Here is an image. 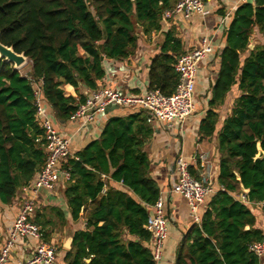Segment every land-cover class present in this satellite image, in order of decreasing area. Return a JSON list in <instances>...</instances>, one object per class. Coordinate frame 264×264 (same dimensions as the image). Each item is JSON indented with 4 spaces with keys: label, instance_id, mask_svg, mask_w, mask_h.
Returning a JSON list of instances; mask_svg holds the SVG:
<instances>
[{
    "label": "trees",
    "instance_id": "trees-1",
    "mask_svg": "<svg viewBox=\"0 0 264 264\" xmlns=\"http://www.w3.org/2000/svg\"><path fill=\"white\" fill-rule=\"evenodd\" d=\"M177 1L0 0V43L27 58L31 78L42 81L45 104L55 119L66 122L85 100L80 86L103 87L99 83L105 76V62L133 56L140 36L159 32L164 11ZM255 29L264 37V0L238 6L224 33L220 67L200 131L212 135L218 119L214 110L236 86L239 95L218 132L215 184L225 191L210 198L200 224L188 230L176 264H260L248 247L263 239L262 231L254 227L249 204L234 196L241 184L248 190L247 201L261 203L264 210V154L256 157L258 144L264 153V44L249 49ZM180 48L173 29H168L149 65V90L174 92ZM244 52L248 54L242 58ZM151 135L141 111L112 117L98 139L66 161L70 180L63 195L71 220L77 221L81 213L86 217L84 229L71 234L66 264H154L151 236L145 230L148 207L159 197L144 151ZM43 145L31 81L0 58L1 204H10L40 170ZM103 175L122 189L109 186ZM41 211L55 218V223L50 217L41 222L37 210L32 218L48 242L51 231L60 230L65 221L57 208ZM47 226L51 231L45 232Z\"/></svg>",
    "mask_w": 264,
    "mask_h": 264
},
{
    "label": "crops",
    "instance_id": "crops-1",
    "mask_svg": "<svg viewBox=\"0 0 264 264\" xmlns=\"http://www.w3.org/2000/svg\"><path fill=\"white\" fill-rule=\"evenodd\" d=\"M204 3L205 14H193L188 20L163 19L162 29L159 32H153L150 36H140L138 48L133 56L123 60H107L105 62V76L99 83L100 86L110 87L124 95L145 96L149 91L147 79L151 59L160 52L164 33L168 29H173L175 37L181 43L180 54L177 57L196 48L203 37H208L214 47V54L205 57L197 65L194 90L195 112L184 122L174 123L172 126L163 123H147L152 129V135L144 148L150 163L149 175L157 184L159 197L163 198L164 212L167 218V238L163 243L161 259L158 264H176L180 247L184 245L186 233L194 224H200V221L199 223L192 221L187 201L178 194L169 193L177 183L174 170L175 160L182 155L188 162L189 171L191 175H194H192L193 177L201 179L202 175L206 174L214 184L216 183L220 158L217 149L218 132L223 125V121L230 114L234 99L239 95L237 87H232L226 95L224 104L214 110L218 115V119L212 135L207 136L200 131V124L209 110L207 103L211 97L210 88L220 67L219 54L225 46L224 33L236 8L242 4L238 0H204ZM249 44L252 45V48L264 44V37L259 34L257 29L253 32ZM247 54V52H244L241 57L244 58ZM79 91L86 96L90 90L80 86ZM45 110L51 117L55 129L70 138V155L68 159L75 158L76 152L84 148L89 142L98 139L102 128L110 118L123 117L139 111L109 107L103 114L97 116L92 124L82 127L80 124L69 120L62 122L55 119L53 111L47 104H45ZM143 113L146 117L145 112ZM102 178L109 186L122 189L120 183H112L109 177L105 175ZM65 185V182L61 181L54 190L40 189L36 194L30 191L22 192L20 188L17 196L10 204L0 203V245L5 241L8 229L18 214L23 199L34 197L37 204L36 210L41 214L39 217L41 222H45V219L48 220L47 218L50 217L55 223L53 213L45 216L41 211L43 208L53 207L63 213L64 226L55 231H51L50 227L47 226L45 232L51 231L48 243L55 245L57 251L55 264H66L64 254L68 250L66 245L69 246L67 240L71 239L73 232L84 229L86 217L81 213V217L77 221L73 222L71 220L66 199L63 195ZM106 188V185H104L102 193L105 192ZM240 194L247 195L242 193L239 186L235 192V198L238 199L237 195ZM209 200L210 198L198 210L200 220ZM243 204H249L248 206L256 220L254 227L261 230L264 235L262 204H252L248 201ZM152 213L153 209L150 206L148 207V214ZM247 229L249 227H246ZM37 245L38 241L33 238L19 239L12 252L13 259L21 262L26 261L33 254ZM258 259L260 264H264V256Z\"/></svg>",
    "mask_w": 264,
    "mask_h": 264
},
{
    "label": "built area",
    "instance_id": "built-area-1",
    "mask_svg": "<svg viewBox=\"0 0 264 264\" xmlns=\"http://www.w3.org/2000/svg\"><path fill=\"white\" fill-rule=\"evenodd\" d=\"M238 1L245 3L254 0ZM193 14H205L204 0H178L171 9L164 11L163 19L188 20ZM213 54L214 47L211 40L208 37H203L196 48L181 55L174 64L178 83L172 94L165 95L157 90H149L145 96L124 95L110 87L103 86L87 93L84 102L78 105L69 121L87 127L109 107H119L145 112L146 122L149 124L163 123L172 126L174 123L184 122L196 109L194 90L197 65L205 57ZM29 79L33 86L35 118L42 130V139L44 140L45 160L33 180L23 186L21 191H30L36 194L40 189L54 190L61 181L70 180L69 170L65 168L66 160L70 155V138L55 129L51 117L45 110L42 81ZM174 170L177 183L169 193L182 196L187 201L192 221L199 223V208L217 191H225L224 187L216 186L206 174L202 175L199 180L193 177L189 171L188 162L182 155L176 158ZM237 196L238 199H236L240 202H247L244 194ZM36 209L37 204L34 197L23 199L21 208L8 229L7 237L0 245V264L56 263L55 246L44 241L42 230L32 221ZM152 209L153 213L146 220L145 230L151 236L154 264H158L161 259L163 243L167 238V218L162 197H158ZM27 237L37 240L38 245L26 261H15L12 257L14 246L19 239ZM248 249L257 258H262L264 256V235L261 241L251 243Z\"/></svg>",
    "mask_w": 264,
    "mask_h": 264
},
{
    "label": "water",
    "instance_id": "water-1",
    "mask_svg": "<svg viewBox=\"0 0 264 264\" xmlns=\"http://www.w3.org/2000/svg\"><path fill=\"white\" fill-rule=\"evenodd\" d=\"M249 49H252V45H249ZM0 58L4 59L6 62H9L11 64H13L14 69L19 70V68L26 63L27 58L23 55V54H17L15 53L12 48L10 47H6L3 44L0 43ZM101 60H103V57H101ZM257 149H258V154H257V158H260L263 156V151L260 149L259 144L257 145ZM240 189L242 191V193H248V190L245 189L241 184H240ZM71 240L72 239H68L67 240V244L66 245L67 249H70V245H71Z\"/></svg>",
    "mask_w": 264,
    "mask_h": 264
},
{
    "label": "rangeland",
    "instance_id": "rangeland-1",
    "mask_svg": "<svg viewBox=\"0 0 264 264\" xmlns=\"http://www.w3.org/2000/svg\"><path fill=\"white\" fill-rule=\"evenodd\" d=\"M19 72L22 75L27 76L28 78H31V65L28 60L26 61L25 65L19 69Z\"/></svg>",
    "mask_w": 264,
    "mask_h": 264
},
{
    "label": "bare ground",
    "instance_id": "bare-ground-1",
    "mask_svg": "<svg viewBox=\"0 0 264 264\" xmlns=\"http://www.w3.org/2000/svg\"><path fill=\"white\" fill-rule=\"evenodd\" d=\"M24 65H25V64H23L21 67H23ZM21 67H20V68H21ZM20 68H19V69H20Z\"/></svg>",
    "mask_w": 264,
    "mask_h": 264
}]
</instances>
